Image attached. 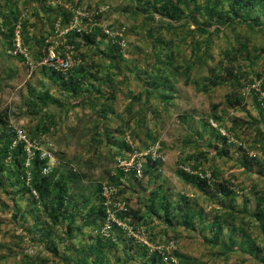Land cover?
Listing matches in <instances>:
<instances>
[{"label": "trees", "instance_id": "1", "mask_svg": "<svg viewBox=\"0 0 264 264\" xmlns=\"http://www.w3.org/2000/svg\"><path fill=\"white\" fill-rule=\"evenodd\" d=\"M47 1L48 0H24V7L30 6L32 2L40 7L42 4L45 5ZM69 1L68 4H71L76 10L91 11L89 7H85L84 9L81 2L72 3V0ZM2 2H4L3 7L6 9L0 11V19L2 20L0 21V36L4 35L11 48L12 39L15 37L16 26L18 25L23 27V42L26 46L30 45V43L33 42L30 36L32 34L30 27H32V25L27 26L28 21L22 18V10H19L16 5H14V3L18 4L20 0H2ZM130 2L133 4L131 14L134 16L141 15L144 20L143 22L150 25L146 34H148V36H154L155 34V36L153 37V48L151 51L152 61L147 66L148 69L139 68L137 66L138 63H136L134 67H130L131 75H133L132 77L137 78L140 83L146 82L140 85L142 88L141 92L135 93L129 90L128 93L124 94L129 99L126 109L123 110V113L127 114L128 120L125 121L123 113L113 112L114 115L125 122L120 130H118L121 138H123L125 134V126L130 127L132 122L144 126V124L153 120V122L157 124V131L161 132L164 116H173L171 111L177 104L186 107L188 103H190L189 97L184 93H180L181 82L185 86L191 85L196 92L208 94L209 97H211L217 89L233 88L226 96L228 103L234 106L242 105L244 102V98L239 95V90L243 86L244 81L250 80L251 77H256V79L263 80L264 87V0H130ZM54 14L55 20L62 18L64 24L70 21L72 15L68 9L64 10L63 8L55 11ZM97 18L100 20V13ZM137 28L138 26L135 24L131 29L126 28V33L125 28L122 30H124L125 35L129 34V32L132 33ZM113 29L117 30L115 28ZM257 36L261 37L257 38ZM78 37L83 39L86 44L95 45L99 38L101 44L99 45V58L107 62V68L105 67L106 71L104 74H101L103 70L99 64V87L95 89L96 93L99 89V95L95 98H92L93 96L90 97L93 99L94 103H96V99H99V118L100 121H102V126L106 128L107 122L111 119L110 110L114 109V104L119 99V90H116L114 77L116 74L124 73L121 69L122 63L120 61H126L124 54L126 52L125 50L120 51L119 46L116 43L108 41L105 35L99 30H95L89 35L71 36L70 42L77 47V49L80 44L79 41H81V39L78 40ZM47 39L48 36L46 35L41 37L34 36L35 43L45 44L44 48L47 46L45 42ZM21 57L23 59V56ZM77 57L78 62L66 73H60L46 68L52 73L50 76L54 78V83L57 85L56 92L58 95H55V92L51 93L53 89L48 85H43L39 97L35 96L33 100L26 101L28 110L33 114H38L37 117L39 119L35 128L31 130L32 140L37 136L40 137L42 134H49L50 129L62 121L64 112L68 108V104H70V98H74L78 95L84 96L85 88L83 89V87L90 76H94V78H92L94 82L97 79V76H95L96 73L90 72L86 63H84V61L87 60L84 55L78 51ZM260 61L262 62V68L259 67ZM80 62L81 64H79ZM43 69H45V67H43ZM68 74L77 75V81L72 82L73 76L71 79L66 80ZM125 77L128 78L127 76ZM65 96L69 98L67 104H63L62 98ZM83 99L84 98H80L78 101L82 102ZM177 99H179L178 102ZM2 112L3 111H0V175H2L4 171H7V173L3 174L11 180L7 188L13 189L19 187V191L29 193L34 205L44 203L42 216L46 217L47 220L42 221L41 216L38 217L36 225L40 222L41 228H35L37 233L41 234V236L51 237L61 230L65 236L66 251L70 249L71 245V249L81 251V259L84 262L89 261L90 257H92L91 264L104 262L105 252H103V248L105 245H110L108 241L111 240H109L110 238H103L100 232V222L102 223L104 218V210L100 199L102 184L100 186L98 185L97 191H95V195L99 199H96V201H98L97 206H93L92 209L89 207L92 200L95 199L92 194L85 196L86 199L83 201L86 202L84 205H79L80 203L76 198L78 195L83 196V193L79 190L78 182L81 180V175L77 170L74 171V167H69L64 162H61V165H55L50 168V160L41 159L39 155H37V157L30 162L29 167H27L26 164L23 163V160H27L24 144L19 143L16 147H12L14 138L13 132L11 131V126H9L10 122L5 121L7 118H3L1 115ZM213 116L218 123L217 125L219 127H224L220 126L221 117L216 114H213ZM181 117V123H184L187 131V136H183L185 138L184 142L191 145L196 144L197 146L206 147L204 134L200 131L195 132L194 129H192V114L186 112ZM210 126L212 127L211 124ZM101 130L102 129L99 130L101 134L99 139V151H101L100 144L103 143V140L106 139L109 141V135L113 134V132H109L107 129H104V131ZM213 130L219 138H223L224 145L226 146L228 143L227 138L219 132L218 128H214ZM130 132L134 134V131ZM260 136L259 134V139L261 138ZM151 138L153 144H149L148 148L157 141V137L155 134L153 135V133H151ZM120 147H125L128 152H133L134 150L125 140H122V146ZM162 149H164V146H161V152ZM214 151L216 155L220 157L226 156L228 153L224 148L220 151ZM116 153L124 156L122 152ZM11 154L13 155V159L10 162L12 165L6 162V158ZM189 160L193 162L191 166L193 169L202 171L200 168V161L203 160L205 162L207 160V154L205 151L200 150L198 154L190 157ZM147 162L149 164L153 162L154 164V162L157 161H153L149 156ZM158 162L161 161L158 160ZM115 163L117 165L116 160ZM197 163H199V165H197ZM113 170H115V168L108 173L109 181L115 184L122 192L121 177L124 175L118 168H116L114 172ZM179 172L187 183L196 187L205 194V196L209 194L211 188H214L217 194H222L223 196H236L237 186L230 181L226 180V182L218 168H214L211 171L212 175L210 177H207L206 174L201 176L200 174L186 172L182 169H180ZM145 174H148V172ZM28 178L30 179L29 181L27 180ZM1 187L5 188V182L0 176V188ZM253 195L257 201V212L251 214L250 219L257 221L264 234V198L262 197V193L257 192L256 188H253ZM12 198L15 202V207L18 208L17 196H12ZM165 199L167 201L166 203L162 202L157 205L155 204L157 200L155 195L152 197L150 205L164 206L163 208L166 209V216L162 218H165L164 222H167L169 220H167L169 215L167 206H171L172 202L166 197ZM180 199L183 201L182 205H177L179 206L180 212L176 214L175 211H173L174 216H172V218L173 221H176L177 218L181 217L184 225L189 228L193 220L202 214V211L198 212L191 203L188 204V200L184 197H180ZM40 207L41 206H30V209L32 212H37ZM218 208L222 211L220 212ZM30 209H27L25 213L30 215ZM177 209L178 208H176V210ZM94 212H96L94 220L88 217L86 218L88 214ZM213 212L217 214L210 228L211 240L215 242L214 245L220 246L225 255L235 251L246 253L253 250L252 247L248 248L241 242L238 247H235L232 244L233 237L227 244L217 242V240L220 239L219 235H222L221 232L225 229L226 221H230L231 223L234 222L239 226L243 225V227L249 224V222L244 220L241 211L236 210L229 202L226 206H217L213 209ZM23 217L25 218V214ZM78 218L84 221V223L82 224L81 222V224L78 225ZM129 219L132 222L146 223V226L150 225L148 224L149 221L140 215H134ZM90 226H95L96 230L99 231L98 236L100 235L103 239L99 241L98 238V241L94 244L79 241V246L73 247L72 240L74 236L72 237V235L74 229L81 235L86 233L85 227ZM242 229L243 228H241V230ZM238 230L239 228L234 229V231ZM33 231L34 230L28 233H32ZM149 234L151 240L157 243L155 242L157 240L156 236H154L150 230ZM115 235L120 236L123 235V233L117 230L115 231ZM53 245H56V241H53ZM57 246L58 245L55 246V249H51V251L56 253L58 251ZM145 252L147 253L146 256L149 255L147 250H145ZM150 255H152L151 257H153L154 261L157 258H161L158 253ZM175 255L183 264H190V262L178 252H175ZM38 257L39 256L27 257V261L24 262L26 264H46L45 260H43L44 258L42 259V257H40L39 261ZM229 257L230 256H226L225 258L228 259Z\"/></svg>", "mask_w": 264, "mask_h": 264}, {"label": "rangeland", "instance_id": "2", "mask_svg": "<svg viewBox=\"0 0 264 264\" xmlns=\"http://www.w3.org/2000/svg\"><path fill=\"white\" fill-rule=\"evenodd\" d=\"M69 2V0H48L45 5L42 4L40 7L32 2L30 6L26 7L27 9L24 7V0H20L18 4L14 3V5H16L19 10H22V18L28 21L27 26L32 25L30 30L34 32L33 36L36 34V36L39 37L46 35L48 36V39H50L54 34L55 23L59 20H55V11H58L60 8L66 10L67 8L65 4H68ZM74 2H81L84 9L85 7H89L91 10L99 11L101 14L99 22H105L117 30L125 28L126 33V28L131 29L135 24L138 26V28L132 33L129 32V34L124 35L127 41V48L125 50L126 53H124L126 61H120L122 63L121 69L124 73L116 74L114 77L116 90H119V99L117 100V105L114 104L113 108L117 107L118 112L119 110L124 112L123 110L126 109L129 103V99L124 94L128 93L129 90H132L135 93L141 92L142 88L140 85L146 82L144 81L140 83L137 78L132 77L133 75H131L130 69L134 67L136 63H138L137 66L139 68L148 69L147 66L152 61L151 51L153 48V37L155 34L154 36H148L146 32L150 28V25L143 22L144 20L141 15L134 16L131 14L133 4L130 0H72V3ZM3 5L4 2L0 0V11L6 9ZM35 14H38V17ZM16 30L22 33L23 27L17 25ZM260 37L261 36H257V38ZM79 39L81 38L78 37V40ZM81 41L84 42L83 39H81ZM21 43L22 48L26 50L32 62L38 63L41 60L40 58L44 57L43 48L45 44H42L41 57H38L30 48L31 43L26 46L22 37ZM97 43L101 45L99 38L97 39ZM77 56L78 49L75 47L74 57L76 60H78ZM24 59L25 58H23V60ZM102 62L104 61L102 60ZM24 64L28 67L25 60ZM106 64L107 62H105L104 68L106 67ZM259 64V67L262 68L261 61ZM41 67L42 65H38L35 67L34 71H29V74L33 76ZM106 68L101 71V74L105 73ZM142 77L146 80L143 75ZM251 80L254 81L259 79L251 77L250 80L243 82V86L239 90V95L244 98V102L239 106L230 105L227 101L226 94L233 88L217 89V91L209 97L208 94L196 92L191 85L185 86L181 82L180 93L187 95L190 103H188V106L186 107L177 104V106L171 111L173 116L170 115L168 117L165 115L163 118L164 122L161 125V132L157 131V124L153 122V120L144 124V126H140L139 124H136V122H132L130 127L125 126V134L123 138H117L119 140L126 139L127 144H129L132 149L144 152L148 148L149 144H153V140L151 138V133H153V135L155 134L157 137V141L152 146L164 158L162 162L157 161L154 162V164L153 162L151 164L146 162L142 177L140 179L134 177H131L132 180L129 179L131 184V186H129L130 190L139 193L141 197H137L135 194L132 195V197L125 195V192L127 191L126 188L128 186L125 185L126 183H123L126 179L123 180L121 184L123 191L120 192L122 196L131 199L130 202L133 203V206H148V201L154 197L156 193L157 200H160L159 203H166V197L170 202H172L171 206H177L178 204L182 205L183 201L180 197H184L188 200V204L191 203V205L195 208L204 207V212L208 215L207 217H209V220L214 219V217L217 216V214L213 212V209L217 206H226L229 202L236 210L242 212L244 220L249 222V224L243 227V225L239 226L233 222V227L231 229L232 223H226L224 231L221 232L222 235L219 236L227 239L228 235L234 231L233 229L239 228V230L237 232L234 231V233L235 236L239 235L242 237H238L239 239L235 237L232 244L235 247H238L239 242L248 238L246 239L248 240V244L245 246L248 248L252 247L253 250L246 253L241 251L232 252L226 255L230 256L227 259L225 258L226 256L222 257V254L219 253V249H217L215 253H211V262L204 260V262H209V264H264V234L262 233L257 221L250 219V215L257 212V201L253 195V188H256L257 192L262 193V197L264 198V138H260L261 140L259 139V134L261 135V133L264 137V131L261 127H259V123L264 121V115H262L261 109L259 108L255 97L248 94L245 95L243 93L244 88L253 82ZM183 97L185 98L184 95ZM178 100L179 99H177V102ZM186 112L192 114V129H194L195 132L200 131L204 134L206 147L197 146L196 144L191 145L184 142L185 138L183 136H187V131L184 123H181V116ZM123 114L125 116V121L128 120L127 114ZM213 114L221 117L220 126H224L228 136H225L228 140L226 146L224 145L223 138H219V136L214 132L213 129L215 127L210 126L211 122L218 124L214 119ZM21 116L18 115L17 121L10 122L9 126L19 125L29 134L30 138H32L31 130L35 128L39 119L38 117H35L34 120L31 121L32 117L28 118L27 116H24L23 118L25 119L21 123L20 120L23 119ZM120 122L123 125L125 124L122 120H120ZM130 131H134V134L131 133V136L129 137L126 133H129ZM34 140H39L41 141L40 143L45 145L44 141L46 140L44 139V136H37ZM119 140H117L114 147H100L101 151H99V158H97V160L99 159V165L98 163L93 164L95 168L90 170L92 173H95L96 177L98 176L96 172H99L103 182L109 181L108 173L112 169L115 168L116 170L117 168L115 156L111 154V151L117 149L119 152H123L124 155L126 154L124 152L126 151V148H120L118 146ZM161 146H164V149H162L163 153L160 151ZM212 146L216 147L217 151L224 148L228 152L227 155L223 157L216 155L213 153ZM200 150L205 151L207 154V160L205 162L203 160L200 161V168L202 171L193 169V167H191L193 162L189 160L190 157L198 154ZM83 157L84 158L82 159L86 162L89 156L85 154ZM12 159L13 155H8L6 162L12 165V163H10ZM27 162V160H23V163L29 167L30 163L27 164ZM59 164L61 165V162L58 163V165ZM80 165L81 164H79L74 171L78 169L77 172L81 175L79 168ZM83 165H87V162ZM197 165H199V163H197ZM214 168H218L221 171L222 177L225 181H230L237 186L236 196H223L222 194H217L214 188H211L209 194L205 196V194H203L196 187L187 183L179 172L180 169H182L186 172L200 174L201 176L206 174L207 177H210L212 175L211 171ZM115 170H113V172ZM146 172H148V174H145ZM4 173H7V171H4ZM3 174L0 175L5 182V188H0V264H26L24 261H27V257L31 256H39L38 259L40 257H42V259L44 258L43 260H45L46 264H58L56 260L49 259L50 255H48V253H50L51 249H55L56 245H58L57 252L63 251L66 248L64 234L61 230L51 237L44 235L41 236V234H38L35 228L37 227L40 229L41 226L40 222L36 225V220L40 216L42 221L47 220L46 217L42 216L44 203L34 205V203L31 204V201H29L28 205L24 206L26 203L24 201L25 203L21 202L18 204V208L15 207L16 205L12 196H17L19 201L21 192L18 189L19 187L13 189L7 188L11 180ZM27 180L29 181L30 179L28 178ZM95 181L99 182V178ZM97 187L93 191H97ZM164 190L167 191V194H164ZM162 194L164 195L162 196ZM28 195L30 194L28 193ZM146 202L148 203L146 204ZM30 206L41 207L37 212H32ZM27 209H30V215L25 213ZM218 210H220V208H218ZM221 211L222 210H220V212ZM15 214L17 215L15 216ZM24 214L25 218L23 217ZM162 216L164 217L166 214H163ZM87 217L89 219L92 217L93 220L95 219L94 213L89 214ZM176 220L179 221L180 218H177ZM81 222L82 224L84 223V221ZM147 227H150L149 230L154 234V236L160 235H158V232L160 233V229L157 228L156 225H148ZM241 228H243V231ZM32 230H34L32 233H28ZM85 231L86 233L80 235L77 233L76 229H74L72 237H79L81 238V241L87 239L88 244H94L98 241L99 231L96 230L95 226L85 227ZM195 237L198 241L202 238L199 234H195ZM77 240L78 239L76 238L72 240L73 247L79 246V242ZM53 241H56V245H53ZM67 251L74 252L71 249ZM111 251L113 252V250ZM112 252L110 255L113 257L114 252ZM91 259L92 258L90 257V260Z\"/></svg>", "mask_w": 264, "mask_h": 264}, {"label": "crops", "instance_id": "3", "mask_svg": "<svg viewBox=\"0 0 264 264\" xmlns=\"http://www.w3.org/2000/svg\"><path fill=\"white\" fill-rule=\"evenodd\" d=\"M0 21L2 20L0 19ZM16 33L17 30H15L14 39L16 38ZM33 33L34 32H32V34L30 35L33 39V42L31 43V49L36 53V56L41 57L43 45L42 43H35ZM22 36L23 34L20 33V37ZM14 39H12V46L10 48V45L8 44L4 35L0 36V107H2L0 108V111H3L1 115L3 116V118H7L5 119V121L7 122L17 121L18 115H22V118L24 116H27L28 118L32 117V121L35 117H37L38 114H33L30 110H28L26 101L33 100V97L35 96L39 97L43 85H48L53 89L51 90V93L55 92V95H58L56 92L57 85H55L54 83V78L50 76V74L52 75L51 71L47 70L50 69L48 66H42L32 76L29 74L30 70L25 66L26 64H24V60L22 59V57L13 56L9 53L10 50L14 47ZM79 43L80 44L78 45V51L79 53L81 52L87 59L86 61H84V63H86V66L90 70V72L96 73L95 76H97V79L95 78L96 80L94 82L92 80L94 76H90V78L86 80L85 86L83 87V89L85 88L84 96H71L74 98H70V104H68V108L64 112L62 121H60L55 127L51 128L49 134H42L40 136H44L46 144L51 142L55 145L58 150L56 158L60 162L66 163L69 167H74V170L79 164H81L79 167L81 171V180L78 182V185L80 192L83 193V196L78 195L76 200L80 203L79 205H84L86 202L83 201L86 199L85 196L88 194H92V196L95 198L92 200V203H90L89 206L92 209L93 206H97L98 204V201H96V199L99 200L95 195V191L93 190L98 185L100 186L103 183L102 177L99 172L95 171L98 175L96 177L95 173H92V171H90L95 168L93 164L98 163L99 165V159L97 160V158H99V139L101 137L99 130L102 129L101 131H104V129H107L109 132H113V134L109 135V141L104 139L103 143L100 144V147H114L117 143V140H119L117 138L121 137L118 130H120L123 124L120 122L119 117L114 115L113 112L115 111L120 114L123 112L120 110L118 112L117 107H115L113 110H110L111 119L109 122H107L106 128L102 126V121H99V99H96V103H94L93 99H91L90 97L93 96L92 98H95L97 95H99V89L97 90V93L95 91V89L99 87V64L102 67V70H104L105 62H102V60L99 58V43H97L96 45L86 44L82 41H79ZM43 49L45 54V48ZM42 58L43 57H41L40 59ZM79 64H81V62ZM43 67H45V69H43ZM72 76L74 77L72 82L77 81V75L75 74H68L66 76V80L71 79ZM80 98H84L82 102L78 101ZM62 99L63 104H67L69 98L65 96ZM117 103L118 101L115 103V105H117ZM261 113L262 115H264V112L261 111ZM24 119L25 118L21 119L20 122L22 123ZM259 127H261V129L264 131V121L259 123ZM126 134L131 136V132ZM260 137L262 139L264 138L262 133ZM122 140L127 141L126 139ZM122 140L118 141L119 147L122 146ZM212 147L213 153H215L214 150H217V148L214 146ZM116 152H119V150L114 149L111 151V154L115 156L117 164L119 160L129 158V155L131 154V152H128L127 150L124 151L126 153L124 156ZM85 154L89 156L88 158L85 157L88 159L86 160L87 165H83L86 163L84 159H82L84 158L83 155ZM131 177H133L132 173L121 177V184L123 180L126 179L123 183H126L125 185L128 186L126 188L127 191L125 192V195H129L130 197H132V195L135 194L137 197H141L139 193L130 190L129 186H131V184L129 179L132 180ZM98 178L99 182L95 181ZM20 192L21 193L18 204L21 202H26L24 206H27L28 202L31 201V196L28 195V193H24L22 191ZM164 194H167L166 190H164ZM164 194H162V196ZM124 197L125 196H123V198ZM124 199L128 204L126 218H132V216L134 215H140L149 221L148 224L156 225L157 228L160 229V233L158 232V235H160L156 236L157 240L155 242L163 243L168 240H175L178 246V253L186 260H188L190 264H209V262H204V260L210 261L211 255L215 253L217 249H219V253L222 254V257L226 256L222 248L220 246L214 245L215 242L211 240L210 228L214 223V219L209 220V217H207L208 215L204 212V207H196V210L198 212L202 211V214L197 216L193 220L191 227L187 228L184 225L183 219L181 217L179 221H173V211H175L176 214L179 213V206H167L169 210L167 220L169 219V222H164L165 218H162V215L165 214L166 209L163 208L164 206H151L150 204L152 198L148 201L149 203L146 202V204H149L148 206H133V203L130 202L131 199H129L128 197H125ZM156 201L155 204L157 205L162 203H159L160 200ZM31 204H33V201H31ZM176 208L178 209L176 210ZM94 215L96 217V212H94ZM91 219L93 220V217ZM81 221L82 220L78 218L77 224L80 225ZM225 223L230 224L231 222L226 221ZM232 227L233 223L231 229ZM195 234L201 235L202 238L200 239V241L197 240ZM232 237V240H235V237L239 239L238 237L241 238L242 236H235V233L233 231L228 235L227 239L220 237L221 240H217V242H221V244H227ZM76 239H78V242L81 241V238L79 237H76ZM102 239L103 238L100 236L99 241H101ZM246 239L241 241L243 245L248 244V240ZM109 240H111L108 241V244L110 245H105V247L103 248V252H105L104 262H99V264H164L161 258V260L157 258L154 261L153 257H151L152 255L149 254L146 256L147 253L145 252V250L147 249L144 246H141L138 243L134 242V240L130 239L124 234L120 236L115 235ZM87 241V239L82 240L83 243H87ZM71 250L74 252L66 251V248L63 251L56 253L50 251V253H48V255H50L49 259L56 260L58 264H91L92 259L87 262H84L81 259V251H75L73 249ZM111 250H113L114 252L113 257L110 255V253L112 252Z\"/></svg>", "mask_w": 264, "mask_h": 264}, {"label": "built area", "instance_id": "4", "mask_svg": "<svg viewBox=\"0 0 264 264\" xmlns=\"http://www.w3.org/2000/svg\"><path fill=\"white\" fill-rule=\"evenodd\" d=\"M71 12V19L68 23H63L62 19L57 20L54 26L53 36L46 40L44 57L34 63L30 60L26 50L22 48L20 32L17 31L14 39V47L10 50L13 56H23L29 70L32 72L38 65H46L51 70L66 73L70 71L78 62L75 55V46L70 42L71 36L89 35L99 29L111 43H116L120 51L126 50L127 41L124 36V30H114L105 22H99L97 16L99 11L76 10L71 4H65ZM105 23V24H104ZM243 93L254 96L259 108L264 112V87L263 80L259 79L248 84ZM211 125L219 129L223 136H227L224 127H219L214 122ZM13 132L12 147L19 143L24 144V150L27 154V164L40 156L41 159H49V166L58 165L60 161L56 158L57 148L51 142L45 145L39 140H32L29 134L19 125H11ZM130 156V157H129ZM129 158L119 160L117 168L124 174L132 175L140 179L144 173V166L150 156L153 161H163L164 158L153 146H150L144 152L134 149ZM101 204L104 210V218L101 223V236L109 239L113 237L115 231H121L125 236L134 240L141 246H144L149 254L158 253L164 264H183L175 255L178 252V246L175 240L165 243H154L151 240L148 227L144 223L132 222L126 218L128 204L120 193V189L110 181L102 183L100 191ZM122 216V217H121Z\"/></svg>", "mask_w": 264, "mask_h": 264}]
</instances>
